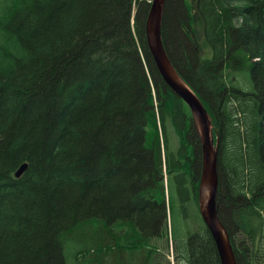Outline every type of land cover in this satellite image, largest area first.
I'll use <instances>...</instances> for the list:
<instances>
[{"label": "trees", "instance_id": "16d2710c", "mask_svg": "<svg viewBox=\"0 0 264 264\" xmlns=\"http://www.w3.org/2000/svg\"><path fill=\"white\" fill-rule=\"evenodd\" d=\"M150 2L0 0V264H137L160 241L167 258L172 201L198 206L201 146L146 46ZM162 21L220 138L217 206L237 262L264 264V0H166ZM172 241L177 261L221 264L206 227Z\"/></svg>", "mask_w": 264, "mask_h": 264}, {"label": "water", "instance_id": "95a60500", "mask_svg": "<svg viewBox=\"0 0 264 264\" xmlns=\"http://www.w3.org/2000/svg\"><path fill=\"white\" fill-rule=\"evenodd\" d=\"M166 0H152L146 20V39L148 49L152 55L157 71L172 92L180 97L192 115L195 132L198 135L202 151V171L199 183V210L208 231L216 244L221 259V264H238L234 255L233 245L229 232L225 228L218 210V154L219 140H215L213 121L203 101L189 86L170 59L164 46L162 25ZM24 164L17 171L18 178L27 170Z\"/></svg>", "mask_w": 264, "mask_h": 264}, {"label": "rangeland", "instance_id": "374dc122", "mask_svg": "<svg viewBox=\"0 0 264 264\" xmlns=\"http://www.w3.org/2000/svg\"><path fill=\"white\" fill-rule=\"evenodd\" d=\"M210 50V49H209ZM209 55H212L211 50L209 51V53H203V57H211ZM244 73L240 74V72H232V71H226L225 70V81L232 82V85L241 88L243 91L249 93L251 91V89H253L252 84V78L250 76V74L248 73V71H243ZM154 125L152 122H150L148 124L147 127V131H148V144L149 146L152 145L154 138H155V134H154ZM167 135L168 138L170 139V151L172 152H177L178 148H179V142H180V136L178 134L177 131H174L173 128L168 125L167 126ZM202 155V152H201ZM200 155V156H201ZM188 156H190V154H188ZM201 161H202V156H201ZM202 171V169H201ZM200 176H201V172H200ZM167 178V177H166ZM199 181H200V177H199ZM198 181V182H199ZM170 190L171 193L174 190V183L171 180L170 182ZM178 198V195H176L175 193V199ZM196 203L195 200H192V202H187L186 204H183L181 202L180 197L178 198V202H173L171 203V210L172 212L170 213V219H169V227H170V231L172 233H175V238L179 239V242L182 243L184 240H186V236L189 232H195L198 230H202L204 228V223L203 220L199 218L198 215V210L196 207ZM202 226V227H201ZM180 246H182V244H180ZM172 246L176 245V242L173 241L171 242ZM161 248V252L163 253V257L161 258V262H163L164 264H169L168 263V259L171 260V262L173 264L177 263V260L175 258V253H173V250L171 252H169V256L166 258L164 256V254H167V245L164 242H158V245ZM80 247L79 244L76 242V240H71L68 243L65 244V254H66V258L68 260V262L72 263V259H73V253L74 251ZM152 264V263H151ZM154 264H158V261L156 260ZM182 264V263H181Z\"/></svg>", "mask_w": 264, "mask_h": 264}, {"label": "flooded vegetation", "instance_id": "af4514ba", "mask_svg": "<svg viewBox=\"0 0 264 264\" xmlns=\"http://www.w3.org/2000/svg\"><path fill=\"white\" fill-rule=\"evenodd\" d=\"M152 252V256L151 253ZM160 249L159 248H145L144 250L140 251V257L138 259H140V261H138L137 264H154L155 261H158V264H164L163 262H161V258H160ZM178 263H188L184 258H180L177 261Z\"/></svg>", "mask_w": 264, "mask_h": 264}, {"label": "bare ground", "instance_id": "6f19581e", "mask_svg": "<svg viewBox=\"0 0 264 264\" xmlns=\"http://www.w3.org/2000/svg\"><path fill=\"white\" fill-rule=\"evenodd\" d=\"M162 27H163V25H162ZM162 33V32H161ZM163 34V33H162ZM236 122V121H235ZM238 128V127H237ZM220 146V145H219ZM250 146V145H249ZM250 149H251V147H250ZM157 199H159V198H157ZM245 234V233H244ZM192 249V248H191ZM181 251V250H180ZM183 252V251H182ZM187 252V251H186ZM235 255V254H234ZM184 256V255H183ZM188 258V257H187Z\"/></svg>", "mask_w": 264, "mask_h": 264}]
</instances>
